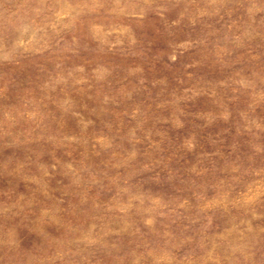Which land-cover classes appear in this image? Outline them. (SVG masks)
I'll list each match as a JSON object with an SVG mask.
<instances>
[{"label":"rangeland","instance_id":"obj_1","mask_svg":"<svg viewBox=\"0 0 264 264\" xmlns=\"http://www.w3.org/2000/svg\"><path fill=\"white\" fill-rule=\"evenodd\" d=\"M0 264H264V0H0Z\"/></svg>","mask_w":264,"mask_h":264}]
</instances>
